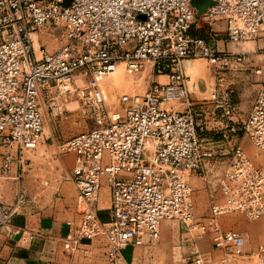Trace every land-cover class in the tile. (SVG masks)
Returning <instances> with one entry per match:
<instances>
[{
    "label": "built area",
    "instance_id": "2783aa9c",
    "mask_svg": "<svg viewBox=\"0 0 264 264\" xmlns=\"http://www.w3.org/2000/svg\"><path fill=\"white\" fill-rule=\"evenodd\" d=\"M191 2L0 0V172L10 170L13 153L23 170L25 154L43 136L44 102L58 116L74 100L94 124L61 148L73 154L77 214L66 221L62 247L71 254L82 250V264H95L86 246L97 238L104 240L103 264H132L122 250L152 248L165 220L182 224L193 239L182 264H210L196 243L204 235L217 250L242 257L244 236L223 229L219 216L264 217V167L239 143L216 177L201 220L189 180L191 175L207 180L204 165L211 153L202 148L203 139L242 133L264 151V75L249 112L237 121L234 91L222 77L205 98L195 99L198 83L188 73L196 59L220 71L244 61L247 52L220 49L219 42L264 38V0H214L201 14ZM201 23L219 39L202 34ZM38 28H61L63 41L49 52L40 44ZM119 68L129 75L149 68L150 81L142 91L122 92L113 105L104 79ZM262 73L260 66L254 68V74ZM104 186L109 192L105 221L96 209ZM14 212L0 203V231ZM31 238L23 233L21 240ZM247 253L264 264V242Z\"/></svg>",
    "mask_w": 264,
    "mask_h": 264
},
{
    "label": "rangeland",
    "instance_id": "374dc122",
    "mask_svg": "<svg viewBox=\"0 0 264 264\" xmlns=\"http://www.w3.org/2000/svg\"><path fill=\"white\" fill-rule=\"evenodd\" d=\"M200 32L208 39H219L218 36H209V26L201 23ZM214 27H217L215 25ZM61 28H52L47 31L38 28L40 44L51 52L62 41ZM213 37V38H212ZM219 48L230 51H245L247 57L244 61L229 65L226 70H217L204 59H198L191 67L189 74L192 80H196L195 65L208 75L216 79L222 77V84L233 89V96L237 106L236 118L244 119L249 112L256 94L257 84L264 75V38L249 40L238 44H225L219 42ZM260 66L263 73L254 74V68ZM109 94V103L116 105L119 95L129 90H143L150 81L148 69L133 75L126 74L122 68L104 79ZM200 87H203L200 83ZM79 103L74 100L66 103V111L54 116L49 113L48 105H43V136L37 147L24 156V167L21 171L17 163V155L12 157V166L7 173L0 172V202L6 207L17 211H29L32 214L67 217L74 212L75 194L68 186L70 181V153L63 152V144L73 135L89 130L93 122L88 115L81 113ZM234 121H236L234 119ZM210 142L217 158L216 169H225L228 166L231 147L239 143L254 162L264 167V151L255 148L247 136L240 133L227 140L216 137L215 140L203 139L202 143ZM71 155V154H70ZM202 179H197L194 184V211L196 218H204L208 210L210 197L215 194L214 182L210 183L211 189L204 187ZM166 233L160 235L156 244L148 249L138 247L135 251L133 264H182L192 244V237L185 227L175 220H165ZM219 223L223 229H234L245 238L246 254L242 257L226 255L229 252L217 250L209 235L196 241L204 258L210 264H257L254 257H249L248 251L264 242V217L257 220H249L239 212L223 214L219 216ZM195 241V240H194ZM209 241L205 247L201 243ZM211 246H210V244ZM127 251L123 250L125 255ZM180 257H176L179 256ZM253 260V261H252ZM103 264V263H102Z\"/></svg>",
    "mask_w": 264,
    "mask_h": 264
},
{
    "label": "crops",
    "instance_id": "0c3cea01",
    "mask_svg": "<svg viewBox=\"0 0 264 264\" xmlns=\"http://www.w3.org/2000/svg\"><path fill=\"white\" fill-rule=\"evenodd\" d=\"M197 60L198 59L193 61L192 66L196 64ZM147 69L149 70V68ZM195 73L198 75L196 77V81L198 83L199 90L193 95V98L203 99L207 96L208 91L213 86H217V84H219L218 79L210 74L208 75L197 65H195ZM200 83L203 87H200ZM258 86L259 84H257V89ZM210 145V142L201 143L202 148L208 150L211 153V156L205 159L204 165L207 180L202 181L204 183V187L208 190H212L210 183H213L216 177L224 170L223 168L220 170L216 169L218 162L217 158H215V151L213 147H209ZM70 154L67 156L71 162L69 169L70 181L67 183L72 189V194H75L76 187L71 179L73 154ZM197 179L200 178L195 175H191L189 177L193 188ZM0 203L2 204V202ZM2 205L5 206L4 204ZM108 207L109 192L107 187L104 186L101 189L100 196L96 202L97 215L103 221L108 219ZM69 219H77L75 209L73 213L71 212L70 216L65 218L56 215L51 216L50 214L38 216L36 214H32V212L29 211H17L15 209V212L11 216L9 226L0 231V264H82L84 260L82 250L71 254L62 247V238L69 229V227L66 225V221ZM166 227V223L161 224V237L166 233ZM10 231H13V233ZM23 233L32 234V238L25 242L22 241L21 237L23 236ZM208 242L209 241L202 242L201 247L203 248V246H208ZM103 243V238H97L91 243L90 246H86L91 249L89 254L91 253L95 264H102L101 257ZM137 248L138 247L132 248L127 246L123 249L127 251L126 255L124 253L122 254L123 257L127 261H132V264L135 261V251ZM248 256L251 257L250 255Z\"/></svg>",
    "mask_w": 264,
    "mask_h": 264
},
{
    "label": "water",
    "instance_id": "95a60500",
    "mask_svg": "<svg viewBox=\"0 0 264 264\" xmlns=\"http://www.w3.org/2000/svg\"><path fill=\"white\" fill-rule=\"evenodd\" d=\"M214 0H192L191 6L195 10L196 14H201L207 6L212 4ZM68 3V0H65Z\"/></svg>",
    "mask_w": 264,
    "mask_h": 264
},
{
    "label": "bare ground",
    "instance_id": "6f19581e",
    "mask_svg": "<svg viewBox=\"0 0 264 264\" xmlns=\"http://www.w3.org/2000/svg\"><path fill=\"white\" fill-rule=\"evenodd\" d=\"M115 73V72H114Z\"/></svg>",
    "mask_w": 264,
    "mask_h": 264
}]
</instances>
